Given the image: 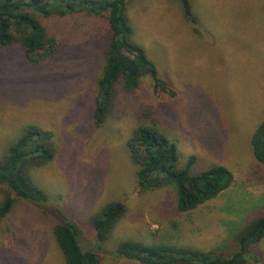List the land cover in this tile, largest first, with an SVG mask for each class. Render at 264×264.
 I'll use <instances>...</instances> for the list:
<instances>
[{"label":"rangeland","instance_id":"obj_1","mask_svg":"<svg viewBox=\"0 0 264 264\" xmlns=\"http://www.w3.org/2000/svg\"><path fill=\"white\" fill-rule=\"evenodd\" d=\"M190 3L195 27L177 0L129 1L134 39L173 95L150 78L133 94L119 86L101 126L92 114L109 37L104 20H46L58 45L45 62L28 63L18 48L0 56V158L26 126L51 132L56 144L54 159L31 171L47 202L18 201L0 219V264H64L53 230L67 222L77 224L83 250L99 249L102 264H139L115 257L123 242L232 253L237 232L264 209V177L251 149L264 120V0ZM147 114V124L176 145L180 167L190 157L193 174L224 167L232 185L187 213L171 189H140L127 141ZM110 203H122L125 215L98 245L88 218ZM246 258L264 264V236Z\"/></svg>","mask_w":264,"mask_h":264},{"label":"trees","instance_id":"obj_2","mask_svg":"<svg viewBox=\"0 0 264 264\" xmlns=\"http://www.w3.org/2000/svg\"><path fill=\"white\" fill-rule=\"evenodd\" d=\"M129 1L0 0V56L18 48L28 63L45 62L56 52L58 45L56 37L45 24L46 20L74 16L99 18L104 20L109 37L96 80L92 114L94 125H103L113 113L119 86L127 94H133L145 78H150L155 90L172 96L173 93L158 78L155 65L134 39ZM177 1L184 18L193 27L197 26L199 21L190 0ZM148 115L139 118L127 141L131 161L137 168L136 181L140 189H171L174 195L176 193L178 211L187 213L216 199L232 185V176L224 167H211L193 174L194 157L180 167L176 145L156 127L154 121L147 124ZM251 149L257 169L264 177V120L251 137ZM55 154L56 144L51 132L35 125L23 129L20 137L0 158V192L4 195L0 201V219L9 215L18 201L33 205L47 202L46 194L34 184L31 171L51 162ZM124 215L122 203H110L88 218L98 245L109 239L116 223ZM53 235L64 264H102L99 249L83 250L80 247L81 232L76 223L57 225ZM263 236L264 209L237 232L233 241L234 250L228 255L138 242L120 243L113 252L119 259L139 264H249L246 255ZM254 262L257 263V260L254 259Z\"/></svg>","mask_w":264,"mask_h":264}]
</instances>
